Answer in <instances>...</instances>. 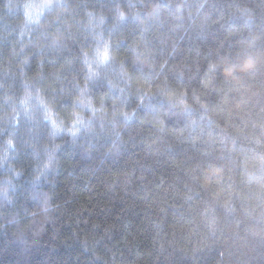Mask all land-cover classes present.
Here are the masks:
<instances>
[{
    "label": "trees",
    "instance_id": "trees-1",
    "mask_svg": "<svg viewBox=\"0 0 264 264\" xmlns=\"http://www.w3.org/2000/svg\"><path fill=\"white\" fill-rule=\"evenodd\" d=\"M5 3L0 264H264V172L246 160L264 169V72H212L264 36V0H73L71 27L50 29L65 37L55 47L38 30L21 38L23 10ZM106 43L114 59L93 63L87 80ZM85 83L104 111L75 105L85 117L76 137L18 103L44 88L67 129ZM138 88L151 98L141 103Z\"/></svg>",
    "mask_w": 264,
    "mask_h": 264
},
{
    "label": "clouds",
    "instance_id": "clouds-1",
    "mask_svg": "<svg viewBox=\"0 0 264 264\" xmlns=\"http://www.w3.org/2000/svg\"><path fill=\"white\" fill-rule=\"evenodd\" d=\"M73 0H23L22 3H16L15 0H6L4 5V11L12 12L15 11L17 8L23 10L24 14V21L20 25V36L21 38L28 37L31 39L32 34L38 30L39 35L37 36V41H39L40 36H45L47 34L51 37V46L55 47L57 44L61 43V41L65 38L64 34H62L59 28H56L55 31H50L56 25H61L62 27L70 28L69 21L65 19V17L70 16L73 12V9L70 7V4ZM179 10V9H178ZM88 15H91L89 13ZM120 18L125 19L126 16L123 12L120 13ZM42 19L44 20L41 23ZM264 41V36L259 35H249L245 41V46L242 51L237 53L238 62L237 63H227L225 64L223 60H227V57L223 58V60L214 65L212 68V72L215 73L219 71L221 76H224V73L229 69H234L232 71V77L234 78H249L255 79V77L264 72V44L261 42ZM40 47H44V45H40ZM23 51V49H21ZM107 52V59L104 58V53ZM94 54L98 57L97 61H90L88 62V71L91 75L87 77V80L92 79L93 76H97L99 73L97 70L93 69L92 64L97 63V67H101L104 64H107L109 61L113 60L114 58L111 55L110 46L106 43L103 49L97 48L94 50ZM88 53H85V59L87 60ZM252 61V65L244 71V66L249 64V61ZM23 63H27V59L23 61ZM121 75L124 77V83L126 86H130L131 84V77L129 76L127 71H122ZM232 77H225V80L228 81ZM111 83V82H110ZM26 86L28 82H25ZM77 87H80L77 85ZM113 87H116L113 85ZM87 91V83H85L84 87L80 91V95L73 100V111L71 116L73 119L70 121L71 127L65 128V121L59 118L58 113L54 110V105L48 101L47 97L45 96V89L42 87H36L35 95L31 92L25 91L19 100V106L23 110V112L27 115L28 113H32V116H29L30 120H35V118L40 113H37L34 109L35 107H39L43 109L42 118L43 120L50 123V126L56 132H63L68 131V133L72 137H76L80 134V130L82 127H85V117L82 113H79L75 110V105H80L81 107H88L92 110L93 117L97 115V113L103 112L102 108L97 109L93 107L91 100H85L84 93ZM123 92V89H120ZM138 92H143L141 95L140 100L141 103L145 99H149L152 96V91L150 88L142 89L138 88ZM12 98L6 97L5 102H9ZM36 100L37 105L33 106L30 105L29 101ZM106 114V113H105ZM123 115L125 119L131 120L135 113H126L121 110L119 113ZM117 115V113H113V116ZM19 113L16 112L15 107L13 108L12 114L7 118H15L18 117ZM90 123V121H89ZM9 146L13 145V141L9 139L7 141ZM254 151V150H250ZM259 155V153H257ZM249 167L254 169L255 171L264 172L254 158L247 157L246 158ZM50 161L44 164L43 170H48L50 167Z\"/></svg>",
    "mask_w": 264,
    "mask_h": 264
},
{
    "label": "snow or ice",
    "instance_id": "snow-or-ice-1",
    "mask_svg": "<svg viewBox=\"0 0 264 264\" xmlns=\"http://www.w3.org/2000/svg\"><path fill=\"white\" fill-rule=\"evenodd\" d=\"M104 58L107 59V52L104 53Z\"/></svg>",
    "mask_w": 264,
    "mask_h": 264
}]
</instances>
